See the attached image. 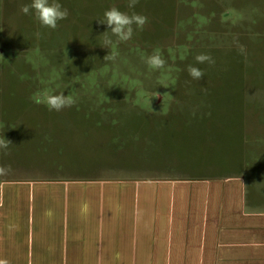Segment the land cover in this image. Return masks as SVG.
<instances>
[{
	"label": "rangeland",
	"instance_id": "rangeland-1",
	"mask_svg": "<svg viewBox=\"0 0 264 264\" xmlns=\"http://www.w3.org/2000/svg\"><path fill=\"white\" fill-rule=\"evenodd\" d=\"M53 2L69 13L55 30L22 13L32 0H0V139L12 142L0 179L264 171V0ZM113 6L148 23L127 42L107 33L108 49L97 20ZM156 52L159 69L146 63ZM43 92L75 103L50 111L35 102Z\"/></svg>",
	"mask_w": 264,
	"mask_h": 264
},
{
	"label": "crops",
	"instance_id": "crops-1",
	"mask_svg": "<svg viewBox=\"0 0 264 264\" xmlns=\"http://www.w3.org/2000/svg\"><path fill=\"white\" fill-rule=\"evenodd\" d=\"M249 168L2 178L0 264H264V171Z\"/></svg>",
	"mask_w": 264,
	"mask_h": 264
},
{
	"label": "clouds",
	"instance_id": "clouds-1",
	"mask_svg": "<svg viewBox=\"0 0 264 264\" xmlns=\"http://www.w3.org/2000/svg\"><path fill=\"white\" fill-rule=\"evenodd\" d=\"M139 0H128L127 7L129 9L135 8ZM34 10L35 17L42 27H47L55 30L58 27V22L68 17L69 13L66 8H62V5L57 2L49 3V0H32L31 4H26L21 7L22 13L25 15L30 14V11ZM101 25H107L110 31H105L106 38L101 47L110 48L113 41L107 36V33L117 37L118 42L129 41L136 29L143 30L144 26L148 23V18L144 15L132 12L128 14L120 11L117 7L113 6L104 13V19L97 20ZM37 38L40 36V32L36 33ZM116 53L106 55L104 60H115ZM198 63H214L213 58L208 54H199L195 57ZM146 63L154 68H162L166 61L162 56L156 52L147 58ZM188 73L193 80H202L204 78V72L193 66L188 67ZM35 102L46 104L49 110L61 111L65 107H71L75 101L70 95H64L63 93L57 95H49L46 92L40 93L35 98ZM12 144L11 141L4 137L0 139V149H7ZM5 169L0 167V173H3ZM15 227V226H12Z\"/></svg>",
	"mask_w": 264,
	"mask_h": 264
}]
</instances>
